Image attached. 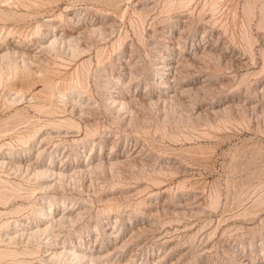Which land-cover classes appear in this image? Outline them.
I'll list each match as a JSON object with an SVG mask.
<instances>
[{"label": "rangeland", "instance_id": "rangeland-1", "mask_svg": "<svg viewBox=\"0 0 264 264\" xmlns=\"http://www.w3.org/2000/svg\"><path fill=\"white\" fill-rule=\"evenodd\" d=\"M0 49V264H51L38 203L97 264H264V0H0Z\"/></svg>", "mask_w": 264, "mask_h": 264}, {"label": "bare ground", "instance_id": "bare-ground-1", "mask_svg": "<svg viewBox=\"0 0 264 264\" xmlns=\"http://www.w3.org/2000/svg\"><path fill=\"white\" fill-rule=\"evenodd\" d=\"M70 19V17H69ZM72 22V21H71ZM79 22V21H77ZM76 24V23H75ZM92 28V27H91ZM49 29V28H48ZM94 29V27H93ZM72 41L71 38L69 37H59L57 34H51L50 37H48V39L46 41H42L41 42V47L42 46H47V47H56V45L58 46L59 44H61V42L64 43V41L67 43L70 44V42ZM74 40V39H73ZM60 46V45H59ZM58 46V47H59ZM72 46V45H71ZM46 47V48H47ZM54 47V48H55ZM64 47V46H63ZM43 48V47H42ZM48 48V49H49ZM69 48V47H68ZM52 49V48H50ZM1 50V49H0ZM53 50V49H52ZM20 53L19 56H23L24 54L25 55H28L30 52H27V51H21L18 50ZM17 52V50H16ZM10 51H1L0 52V59L3 61V59H6L8 57H11L9 55ZM27 53V54H26ZM39 53V52H38ZM12 54V53H11ZM13 54H16V53H13ZM31 55V54H30ZM28 55V56H30ZM17 56V55H16ZM34 56V55H33ZM32 56V57H33ZM38 56V54H37ZM25 57V56H24ZM31 57V58H32ZM170 56H167V59L169 58ZM24 60V58H22ZM39 59V58H38ZM7 60V59H6ZM15 60V59H14ZM13 60V61H14ZM23 60L21 62H23ZM16 61V60H15ZM173 61V60H172ZM17 62V61H16ZM20 63V62H19ZM178 63V62H177ZM6 64V63H5ZM3 65V64H2ZM24 65V64H23ZM160 69L161 72L160 73H165L166 71H169V69H171L173 66L171 64H169L168 62H166L165 60L163 62H161L160 64ZM1 66V65H0ZM4 66V65H3ZM20 66V65H19ZM164 70H166L164 72ZM176 70V69H175ZM170 74V73H168ZM110 79V78H109ZM157 82H159L158 85L162 86L163 88H167L169 87L170 88V85H171V82L169 80V78H167V76H161L159 77V79L157 80ZM114 84V83H113ZM172 88V87H171ZM170 88V89H171ZM168 89V88H167ZM173 89V88H172ZM174 90V89H173ZM170 91V90H169ZM123 92V91H122ZM126 94V92H124ZM122 94V95H119V94H115V96H108L109 100H110V103H118V104H123L126 102L124 100L125 98V94ZM18 94V93H17ZM19 95V94H18ZM160 96H163L164 93L162 92L161 94H159ZM169 95V94H168ZM15 98V97H14ZM69 98H72L71 97V93H68L67 95V99ZM158 100V99H156ZM160 100H164V99H160ZM71 101V100H70ZM166 101V100H164ZM75 101H71V103L73 104ZM87 102V101H86ZM128 103V102H127ZM75 104H78V103H75ZM76 107V106H75ZM86 107V106H85ZM123 107V106H122ZM66 108V107H65ZM74 109V107H73ZM82 109V108H81ZM73 111V110H72ZM83 115V114H82ZM69 120V119H67ZM62 121V120H61ZM71 121V120H70ZM61 123V122H60ZM64 123V121L62 122V124ZM66 123V121H65ZM71 123V125L76 124L75 123H72V122H69ZM61 125V124H60ZM71 125H67L68 127H71ZM75 125L73 127H75ZM79 126V125H78ZM77 126V127H78ZM76 127V128H77ZM77 130V129H76ZM87 130V129H86ZM36 131V130H35ZM80 131V130H79ZM35 133V132H34ZM36 134V133H35ZM34 134V135H35ZM47 135L41 137L39 141H44L45 138ZM40 151H43L42 150H38L37 153H40ZM41 154V153H40ZM39 156V154H38ZM16 158V156H15ZM63 160V159H62ZM61 160V162H62ZM3 161H5L4 159H1L0 160V163H3ZM16 165L15 167H18L20 166L22 163H21V160L18 158H16ZM60 162V161H59ZM100 162V161H99ZM5 163V162H4ZM7 163V161H6ZM10 164V162H9ZM26 164V163H25ZM62 165L60 166H56L54 165L53 163H45V164H41L40 162L38 161H31V164H30V167L32 168V171L36 174H40L42 175V179L43 178H47L48 175H54V177H56V181L59 180L60 178L62 179V176L65 175V169L66 167H63L64 165V161L61 163ZM87 164V163H86ZM2 165V164H1ZM18 165V166H17ZM100 165V164H99ZM8 166V165H7ZM28 166V164H27ZM94 166V165H93ZM92 166V167H93ZM13 167H14V164H13ZM23 167V166H22ZM29 167V166H28ZM21 168V167H20ZM27 168V167H26ZM81 168V167H80ZM95 168V166H94ZM93 168V169H94ZM20 170V169H19ZM28 170V169H27ZM80 170L79 168L76 169V171ZM82 170V169H81ZM26 171V169H25ZM81 172V171H80ZM75 173V172H74ZM72 173V174H74ZM78 173V172H77ZM68 174V173H67ZM66 174V175H67ZM69 174L71 175V173L69 172ZM76 174V173H75ZM72 176V175H71ZM50 176H48L49 178ZM54 177L52 179H54ZM73 177V176H72ZM71 177V178H72ZM36 178V177H35ZM40 178V177H39ZM58 178V179H57ZM68 178V177H67ZM70 178V177H69ZM60 179V180H61ZM46 181V180H45ZM50 187V186H49ZM53 188V187H52ZM53 208V207H52ZM72 208V207H71ZM55 209V208H54ZM54 209H51V207H48V206H45L44 204H41V203H38L36 205V208H35V214H34V218L32 220V223H25L23 221H19L17 223H14L10 229H8V231L4 232L5 235H7L6 238L10 239L12 241V239L15 237L16 240H17V237L19 238H25L27 240H29L30 238L34 239V238H37L38 240L40 239L41 243L43 244V247H44V251L46 252V262L48 263H51V264H97V263H101V258L103 256H105L107 253L105 252V250H101V251H93V252H90V251H87L86 250V247L84 248H80L81 244H79L78 246L76 247H73L71 246L70 244L68 243H62L60 242V239H58L56 237V231H57V228L60 229V227H64L63 225L68 222V221H75V219H77V217L75 218L76 215H73V213H71L70 209H68L67 211H65L63 214H55V210ZM75 218V219H73ZM34 221V222H33ZM3 234V235H4ZM109 235H112V234H109ZM58 236V235H57ZM7 239V240H8ZM36 239V240H37ZM35 240V239H34ZM20 241V240H18ZM32 241V240H31ZM30 242V241H29ZM28 242V243H29ZM114 243V242H113ZM115 247V246H114ZM109 254V253H108ZM108 256V255H107ZM106 257V256H105ZM87 261V262H86Z\"/></svg>", "mask_w": 264, "mask_h": 264}]
</instances>
